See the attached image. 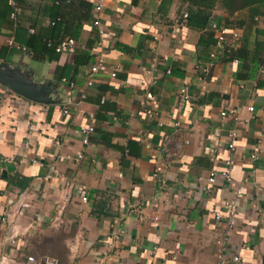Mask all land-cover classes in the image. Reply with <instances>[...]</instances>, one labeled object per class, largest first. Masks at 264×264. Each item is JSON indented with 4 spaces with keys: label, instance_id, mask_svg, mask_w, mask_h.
Masks as SVG:
<instances>
[{
    "label": "crops",
    "instance_id": "0c3cea01",
    "mask_svg": "<svg viewBox=\"0 0 264 264\" xmlns=\"http://www.w3.org/2000/svg\"><path fill=\"white\" fill-rule=\"evenodd\" d=\"M13 1L15 20L0 0V72L46 89V102L0 85V264L27 255L58 264H216L223 236V264H264V6L230 17L215 9L197 26L179 0ZM211 22L228 32L221 51ZM62 38L75 40L74 53L44 46ZM98 55L102 66L90 77ZM229 109L238 121L219 116ZM89 124L83 145L78 128ZM52 163L57 175L46 179ZM225 169L228 180L207 183L211 170ZM236 189L228 228L223 202Z\"/></svg>",
    "mask_w": 264,
    "mask_h": 264
},
{
    "label": "built area",
    "instance_id": "2783aa9c",
    "mask_svg": "<svg viewBox=\"0 0 264 264\" xmlns=\"http://www.w3.org/2000/svg\"><path fill=\"white\" fill-rule=\"evenodd\" d=\"M8 4L10 5L11 7V12H10V18L11 19H17V14H18V8L16 6V4L14 3L13 0H8ZM101 10V6H100V2L98 4H96L94 6V11L95 12H99ZM182 17L183 18H186L187 17V14L186 13H183L182 14ZM92 25L93 26H98V22L96 20H94L92 22ZM209 27L211 28L212 32H213V38H214V48L218 51H221L222 48L225 46L226 44V41H227V35H228V32L226 30L225 27L223 26H220L218 25L217 23L215 22H211ZM100 34H102V32H100ZM236 34L235 33H232L231 34V37L232 38H236ZM6 44L10 47H12L14 45V41H13V38L12 37H9L6 41ZM50 42H47V46H50ZM97 46L98 47H101L102 46V40L100 39L98 42H97ZM23 50V48H21ZM53 51L57 54H72L74 53L75 51V40L72 39V38H65L61 41H59L58 43H56L54 46H53ZM214 53H210L209 54V58L210 59H213L214 58ZM262 61H264V56L262 58ZM102 55H98L96 58H95V61L92 65H90L89 67V74H90V77L97 74L100 70V67L102 66ZM201 71L203 73H206L208 71V68L207 66H202L201 68ZM168 73V71H167ZM110 77H114V73H110ZM86 85L87 86H90L92 85V80H88L86 82ZM69 86L71 87V85L69 84ZM180 96L182 99L184 100H187V95H186V89L185 88H182L180 90ZM146 99L147 100H150L152 98V95L150 93H146L145 95ZM78 98L80 100H82L84 98V95L83 94H79L78 95ZM66 102H69L68 100ZM246 111L248 113H252L253 112V108L251 106H248L246 107ZM60 112L62 114H66L67 113V110L65 107H61L60 109ZM226 115H229L233 121H238L239 118L237 116V113L235 112V110L233 109H229L227 111H221L219 113V116L220 117H225ZM244 123H247L248 120H243ZM79 130V133L81 135V143L83 145H86L88 143V138L89 136L92 134L93 132V127L92 125H85V126H79L78 128ZM237 137V134L234 130H230L227 134V141H226V148L227 150L229 151H232L233 150V145H234V142H235V139ZM80 156H77V158H79ZM251 158H253V155H251ZM64 160V157H57L55 159V162L57 163H61L62 161ZM230 161L227 160L225 161V165H230ZM161 170V168L159 166H156L154 168V171H153V176L156 177L157 173ZM57 175V171L55 169V164L52 163V164H49V174L46 176V179H49L51 176H55ZM216 177H220L221 179L223 180H228L229 179V173H228V170L225 169V170H222V171H219L218 173H216L215 171L211 170L208 174V177L206 179L207 183L209 184H212L214 183L215 181V178ZM241 197V191L240 189H236L235 191H233L232 193V196L229 197L228 199L224 200L223 202V210H224V218H225V223L227 225L228 228H232L233 225H234V219H235V212H236V200L238 198ZM80 200L82 202H85L86 198L83 196L80 197ZM20 207H26V204L25 203H21L20 204ZM10 216H12V214H10L9 212L6 214V217L7 219L10 218ZM214 218L216 220H219L221 217L218 213H215L214 214ZM224 240H225V237H221V238H218L215 240V243L217 244L218 246V249H217V253H216V264H223V243H224ZM233 261H236L237 258L236 257H233L232 258ZM22 264H58V260L54 257H51L49 255H40V256H34V255H27L24 257V261Z\"/></svg>",
    "mask_w": 264,
    "mask_h": 264
},
{
    "label": "trees",
    "instance_id": "16d2710c",
    "mask_svg": "<svg viewBox=\"0 0 264 264\" xmlns=\"http://www.w3.org/2000/svg\"><path fill=\"white\" fill-rule=\"evenodd\" d=\"M179 2L186 6L187 21L190 24H196L197 26H204L207 24L212 11L215 9L221 10L226 17H230L233 13L239 10L264 6V0H179ZM53 24L54 23L52 22V25ZM63 39L65 38H62L59 41ZM47 42H50L51 45L47 46ZM56 43L48 39L44 41V46L53 51V46Z\"/></svg>",
    "mask_w": 264,
    "mask_h": 264
},
{
    "label": "water",
    "instance_id": "95a60500",
    "mask_svg": "<svg viewBox=\"0 0 264 264\" xmlns=\"http://www.w3.org/2000/svg\"><path fill=\"white\" fill-rule=\"evenodd\" d=\"M0 85L9 89L15 94L24 97L25 99L40 103L46 102V99L43 97L44 91L46 89H34L33 87H26L24 84L22 85L19 83L15 77L10 78L8 76V72L6 71L0 72ZM12 168L13 167L10 163L5 165L6 172L12 170ZM5 171H2V174H4Z\"/></svg>",
    "mask_w": 264,
    "mask_h": 264
}]
</instances>
